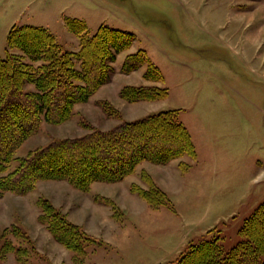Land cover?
<instances>
[{
  "label": "rangeland",
  "instance_id": "rangeland-1",
  "mask_svg": "<svg viewBox=\"0 0 264 264\" xmlns=\"http://www.w3.org/2000/svg\"><path fill=\"white\" fill-rule=\"evenodd\" d=\"M68 18L84 21L88 35L105 24L131 32L133 42L116 55L109 80L76 103L68 120L42 121L15 156L161 110L177 111L195 156L141 161L122 180L96 181L87 191L65 180H38L26 194L4 192L0 264H170L203 239L218 236L224 248L234 246L245 218L264 201V0H0V57L11 27L25 24L45 27L64 49L76 51L79 40ZM139 49L160 69L161 81L144 77L147 64L122 71L126 55ZM126 85L163 86L168 95L128 102L120 96ZM104 103L118 116L108 115ZM143 172L165 193L163 205L131 192L132 183L149 188ZM39 198L92 238L82 242L81 253L39 222Z\"/></svg>",
  "mask_w": 264,
  "mask_h": 264
},
{
  "label": "trees",
  "instance_id": "trees-1",
  "mask_svg": "<svg viewBox=\"0 0 264 264\" xmlns=\"http://www.w3.org/2000/svg\"><path fill=\"white\" fill-rule=\"evenodd\" d=\"M67 24L78 37L76 51L64 49L43 26L14 25L8 33L7 53L0 57V196L6 191L26 194L38 180H65L87 191L96 181L122 180L141 161L166 164L184 155L195 156L190 133L176 110L122 119L109 129L90 127L82 135L53 139L15 156L42 121L60 124L68 120L76 103L86 102L106 83L116 55L134 39L131 32L105 24L93 35H88L85 22L78 18H68ZM143 64H147L146 79L162 80L160 69L142 49L126 55L122 71L128 73ZM28 84L31 88L25 87ZM167 95V88L157 85H126L120 90L121 98L128 102L160 100ZM103 108L110 116L119 114L109 103ZM145 176L149 188L132 183L131 192L151 205H163L165 193L143 172L142 178ZM100 201L115 207L107 197ZM37 203L38 220L52 237L68 250L81 253L82 242L92 238L48 198H39ZM239 234L238 242L228 249L218 236L190 243L170 264H264V201L245 218ZM5 247L13 249L10 244Z\"/></svg>",
  "mask_w": 264,
  "mask_h": 264
}]
</instances>
